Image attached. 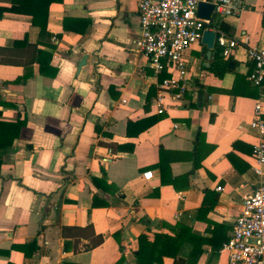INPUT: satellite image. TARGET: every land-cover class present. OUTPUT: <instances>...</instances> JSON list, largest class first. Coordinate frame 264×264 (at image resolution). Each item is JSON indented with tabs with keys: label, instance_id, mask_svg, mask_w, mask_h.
<instances>
[{
	"label": "crops",
	"instance_id": "0c3cea01",
	"mask_svg": "<svg viewBox=\"0 0 264 264\" xmlns=\"http://www.w3.org/2000/svg\"><path fill=\"white\" fill-rule=\"evenodd\" d=\"M242 1L240 14L209 27L224 24L238 40L224 57L234 70L214 75L216 45L208 55L197 42L184 55L190 90L166 94L163 113L156 103L169 74H155L136 45L139 0H52L51 36L27 11H4L0 264H139L143 234L183 240L177 259L154 264H227L223 245L242 203L264 183L250 125L258 101L264 118V82L249 81L247 56L264 47V0ZM236 73L246 81L228 92ZM19 118L26 124L10 145Z\"/></svg>",
	"mask_w": 264,
	"mask_h": 264
},
{
	"label": "built area",
	"instance_id": "2783aa9c",
	"mask_svg": "<svg viewBox=\"0 0 264 264\" xmlns=\"http://www.w3.org/2000/svg\"><path fill=\"white\" fill-rule=\"evenodd\" d=\"M200 2H211L215 8L212 19L198 15ZM242 0H139L141 35L136 41L137 47L149 59V66L155 74L167 72L159 84L157 111L165 110L166 94L175 99L183 98L190 90L189 67L184 58L185 52L202 40L204 31L218 18L236 16L245 9ZM218 34L217 45L224 57H230L238 47V40L230 37L222 29H212ZM248 59L253 69L248 79L253 86H262L264 82V47L250 46ZM262 104L256 102L250 125L257 130L259 142L254 148V157L264 164V118ZM262 174L260 166L255 167ZM153 171L144 172L149 179ZM219 190L222 187H218ZM228 253L227 264H264V183L260 184L242 203L240 215L234 224L233 232L223 245Z\"/></svg>",
	"mask_w": 264,
	"mask_h": 264
},
{
	"label": "trees",
	"instance_id": "16d2710c",
	"mask_svg": "<svg viewBox=\"0 0 264 264\" xmlns=\"http://www.w3.org/2000/svg\"><path fill=\"white\" fill-rule=\"evenodd\" d=\"M14 6L5 8L0 7V18L2 17L4 11H27L30 15L33 17V23L34 25H37L41 28V32L43 34L47 33L48 35H52L47 31V15H48V9L50 4L52 3V0H48L46 5L43 3L44 0H13ZM20 4H28L30 8L28 10H20L15 5ZM224 28V29H223ZM223 30L228 31L229 28L223 24ZM217 50L215 53L214 61L212 63V66L210 67V71L216 75L217 77H223L225 73L233 71L234 67L230 66L229 59L224 58V56L221 53L220 47L216 44ZM246 81L245 76L236 73V80L234 83V86L232 89L227 90L228 92L236 93L237 88L239 85ZM202 88V86L200 85ZM258 87V86H255ZM158 118H154L152 122L157 120ZM26 124L25 119H18V121L14 123H9V126L11 128H14L15 134L11 138L10 145H13L14 139L19 135L20 130L22 127ZM8 145V146H10ZM231 157V155H229ZM100 243H102V238L99 239L98 242H94L93 246H97ZM183 243L182 239L178 238H172L170 236L166 235H160L157 234L155 236L154 241H149L148 235L143 234L140 236L139 239V247L137 252V261L139 264H154V263H162L164 256H171L178 258V250L180 248V245ZM172 246H174V249Z\"/></svg>",
	"mask_w": 264,
	"mask_h": 264
},
{
	"label": "water",
	"instance_id": "95a60500",
	"mask_svg": "<svg viewBox=\"0 0 264 264\" xmlns=\"http://www.w3.org/2000/svg\"><path fill=\"white\" fill-rule=\"evenodd\" d=\"M214 8H215V6L211 2H200L199 7H198V15L202 18H205V19L214 20L215 17L214 18L211 17L213 14ZM217 37H218V34L215 30L206 29L204 31V34H203L201 41H202V43H204L209 48L208 55L211 54L212 49L215 47Z\"/></svg>",
	"mask_w": 264,
	"mask_h": 264
}]
</instances>
